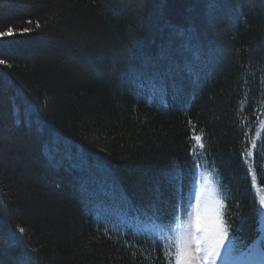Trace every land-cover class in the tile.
<instances>
[{"label":"trees","instance_id":"obj_1","mask_svg":"<svg viewBox=\"0 0 264 264\" xmlns=\"http://www.w3.org/2000/svg\"><path fill=\"white\" fill-rule=\"evenodd\" d=\"M9 27L0 264H174L142 227L184 213L194 159L264 249V0H0Z\"/></svg>","mask_w":264,"mask_h":264},{"label":"snow or ice","instance_id":"obj_2","mask_svg":"<svg viewBox=\"0 0 264 264\" xmlns=\"http://www.w3.org/2000/svg\"><path fill=\"white\" fill-rule=\"evenodd\" d=\"M32 23V21H27ZM39 28V21L36 22ZM32 29L24 28L23 32H29ZM13 28L9 27L6 32H0V36H6L13 33ZM8 61L0 59V65H7ZM11 67V65H8ZM204 133L193 134L190 137L192 147L190 154L194 158H198L203 153L205 145L203 143ZM257 143L251 141V148L255 149ZM252 155L251 150L243 153L245 158ZM201 167L196 159L193 161V174L191 177L190 191L188 196V206L191 211H187L183 207V199L178 200L180 205L179 211L186 214L185 219L173 214L171 223L172 235L170 237L160 236L161 241L169 239L168 247L173 248L172 253L174 264H230L232 260L240 259L241 256L236 255L238 249L230 243V225L226 219L225 202L221 198V191L217 187L216 181L213 179L212 172H201L199 178L196 176V170ZM255 183V172L252 174ZM174 180H182L178 174L173 176ZM195 203H192V200ZM258 204L264 209V188L259 189ZM161 224H165L162 219L156 217ZM16 231L21 234L25 233V228L17 226ZM32 253H36L37 249H31ZM247 259L251 264H264V249L259 251L250 249Z\"/></svg>","mask_w":264,"mask_h":264},{"label":"rangeland","instance_id":"obj_3","mask_svg":"<svg viewBox=\"0 0 264 264\" xmlns=\"http://www.w3.org/2000/svg\"><path fill=\"white\" fill-rule=\"evenodd\" d=\"M7 127V125H5ZM201 172H204V173H207L206 170L204 169H200L198 170L197 172V178H199V174ZM192 203L194 204L195 203V200L193 199L192 200ZM187 211H191V208L189 206H187ZM180 216L181 219H185L186 218V214L185 213H182L181 215H178ZM174 227L173 224L169 225V226H165V227H162L160 225H154V224H147L145 226L142 227V229H145L147 230V232L151 233L153 236H157V237H160V236H167V237H170L172 235V231H171V228ZM164 242H167L169 244V239H165L163 240ZM230 243L236 248L235 246V241L233 240V238L230 236ZM236 255L238 254L235 253ZM230 264H251L250 261H238V260H232L230 262Z\"/></svg>","mask_w":264,"mask_h":264}]
</instances>
